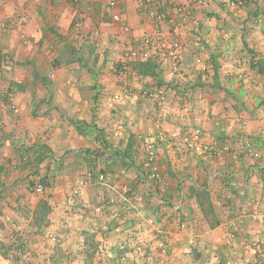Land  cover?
<instances>
[{
  "label": "crops",
  "instance_id": "0c3cea01",
  "mask_svg": "<svg viewBox=\"0 0 264 264\" xmlns=\"http://www.w3.org/2000/svg\"><path fill=\"white\" fill-rule=\"evenodd\" d=\"M110 1L127 32L110 20ZM222 7L217 0H0V247L29 240L30 230H57L55 214L71 216L75 207L79 220L71 218L64 226L70 231L59 235L70 254L79 252L74 262L89 264L91 242L99 251L111 246L106 262H130L139 249L117 254L123 239L110 235L119 227L134 230L150 251L164 241L163 264H264V124L240 127L246 95L238 89L231 96L232 65L237 52L247 57V40L243 26L217 25L228 20ZM151 34L159 47L181 45L179 71L153 50L158 78L138 75V61L123 68L126 47ZM109 121L121 126L117 135ZM156 125L164 133L200 128L205 141L228 151L205 161L157 139L149 165L142 140ZM153 168L165 182L160 196L141 178ZM124 187L142 195L127 217L116 194ZM202 189L219 222L212 229L195 200ZM98 209L108 212L106 226L103 216L88 220ZM104 229L108 236L99 238Z\"/></svg>",
  "mask_w": 264,
  "mask_h": 264
},
{
  "label": "rangeland",
  "instance_id": "374dc122",
  "mask_svg": "<svg viewBox=\"0 0 264 264\" xmlns=\"http://www.w3.org/2000/svg\"><path fill=\"white\" fill-rule=\"evenodd\" d=\"M218 4L220 5V3ZM222 8H223L222 10H225L223 12H225L224 14L227 16L226 18H228V20L226 21L224 19L222 24L218 22L217 25H220L222 28H227L232 31H234L235 29L241 30L240 28L241 26H243L242 37L244 34L247 40L244 42H246L247 46L250 49H252L254 52H256L259 56L261 55L264 57V0H250L248 1L247 5L243 6L242 4H240L234 7L233 9H226L225 7ZM254 12L257 13L258 17H255L253 15ZM233 39L234 37H229L227 40L231 42L233 41ZM244 53L247 55V57L240 56L238 52L236 53V58H235L236 63H233L231 58H228L227 60L231 62V65L233 63L232 66H234L235 64L234 72L237 73L233 75V77H235L237 81L236 82L234 81L236 87H234L233 89L231 88L232 91L231 96H235L236 94L234 93L238 89H240L243 92V94L245 93L246 95L245 101L241 103L242 109H244L243 111L246 114H244L245 116L240 119V123H239L240 127L243 128L248 125L261 127L259 125L262 123L263 126L264 124V78L259 76L255 72V70L250 69L249 67L250 56L249 54H247L246 51ZM229 56H231V54ZM238 76H240V79L237 78ZM236 119H231V121L232 120L234 121ZM247 122H250V124H247ZM73 195H76V193H73ZM71 211H72L71 216L67 214V211H65L66 213L63 212L64 214L62 213V211L60 215L55 214L56 222H57L56 224L59 225V228L57 230L56 229L48 230L47 228H45L44 231L39 233L38 231L30 230L27 233L29 240L26 241L25 239L19 237V239L16 242H13L14 247L13 248L11 247L8 251L7 249H5L6 247L4 245L3 247L1 246L0 253L6 254V258H4L6 261L3 264H72V263L82 264L79 261L74 262V260L71 259L73 258L72 256L75 257L76 255H79V252L73 251V253L70 254L68 251V246L65 244L63 245V243L61 242V240L63 241V239L59 236V235L62 236L63 233L64 232L66 233L67 230L70 231V229L66 230L64 226L67 225L70 220H72L71 218H74L75 216L76 220H79V218L76 216H78L80 213L76 210V208L72 207ZM106 212L107 211L103 212L102 210L98 209L95 211V214H93L92 212L91 214L87 213L86 215L89 218L88 220L101 222V220L105 218L108 219L110 218L107 215L108 212L107 213ZM105 214L107 215V217L104 216ZM131 214L132 212L130 214L123 213L122 216L127 217L128 215ZM96 215L101 217L103 216V219H101V217H97ZM144 218H145L144 219L145 223L147 222L150 225L152 224L151 218H149L148 216ZM134 219H129V220L132 221ZM108 223H110V219L108 222L106 221L104 225L106 226ZM106 230L107 229H104L102 231L104 233L100 231L97 233L99 235V238L100 237L102 238L103 237L102 235L108 236ZM127 231L128 230H125V231H121L119 234L114 233V235L112 234L110 235L111 238L115 236V240L117 239L116 236H120L123 240L124 239L129 240L128 247H125L123 250H121L119 246L116 245L117 247L115 249L118 255L127 254L129 252H133V250L137 251V249H139L140 252L137 251V254L141 256L140 258H142V261L144 256L150 255L152 256V264H163L164 259L162 257L164 258L166 257L167 249H168L167 248L168 245L164 241H160L159 239L156 245L154 246V250L150 251L149 246H147L146 240H144L143 237L141 238V241L140 240L136 241L137 238H135V234L132 233L134 232V230L130 234H128ZM94 232H96V230H92L88 232L90 237H92L93 239L95 238V236H97V234ZM135 233H137V231H135ZM131 244H133V246ZM98 247L96 245L94 246L93 242H91L87 247L88 252L87 254L84 255L89 256L92 254V257L90 256L91 258L89 260V264H111V262L105 261V258H108L107 256H109V253L107 252H110L109 249H111V246H108V248L102 247L100 251ZM162 250H165L163 254H162ZM112 264H118V263H112ZM119 264H130V262H127V260L124 259V261H122V263L120 262ZM139 264H144V263L139 262ZM216 264H220V262ZM228 264L230 263L228 262Z\"/></svg>",
  "mask_w": 264,
  "mask_h": 264
},
{
  "label": "built area",
  "instance_id": "2783aa9c",
  "mask_svg": "<svg viewBox=\"0 0 264 264\" xmlns=\"http://www.w3.org/2000/svg\"><path fill=\"white\" fill-rule=\"evenodd\" d=\"M218 3L222 4L223 7L226 9H233L234 7L242 4L241 0H217ZM145 3L149 4L150 0H144ZM116 7L115 1H110L107 4V13L110 17V20L115 23L119 24L123 31L127 32L128 28L125 25V21L120 15V13H117L114 11ZM162 16L157 15V20H162ZM159 41V35L158 34H151L148 36H144L138 46L136 48H133L131 45L126 47V55L125 60L123 63V68L126 69L127 62L128 61H144L146 59H149L151 56L149 55V51L153 50L154 54L153 56L157 58H161L164 62L166 59L169 60L173 70L179 71L180 69V56L179 51L181 50V45L179 43H174L168 48L159 47L157 45ZM150 98L155 99L154 104L158 107L159 111L165 114V104L162 102V100L158 97L154 96V93L149 94ZM11 109H15L14 106L10 107ZM109 125H111L114 129L115 135H117L120 130L121 126H116L114 122L109 121ZM157 139H163L167 143V145L170 147V149L175 154H192L197 157H199L202 160L210 161L214 160L216 157H218L221 152H227L228 147L223 146L219 148L217 144L214 142H207L204 140L203 133L200 128H192L191 130L187 131H179V130H173L169 132H162L160 126H155L154 131H152L150 134L145 136L142 140V147L144 150V156L145 160L149 165H152L157 160ZM141 178L146 180V182H154L157 186L158 195H161V192L164 190L165 182L160 174V172L153 168V170L148 173L146 176L142 175ZM98 181L101 184H105V179L103 176H99ZM144 183V181H143ZM36 193H42V187L37 186L35 188ZM118 202L121 205V209L124 213L130 214L131 212H134L137 210L138 205L142 203V195L136 193L133 191L130 187H124L122 189H119L117 192ZM152 221V220H151ZM153 222V221H152ZM151 222V223H152ZM113 232L115 234H119L121 232L119 227H114ZM129 240H123L118 246L121 250H123L125 247H128ZM165 252V250H162V254ZM137 256L139 254L131 255L130 258V264H137ZM143 257V256H142ZM143 263L144 264H152V256L146 255L143 257Z\"/></svg>",
  "mask_w": 264,
  "mask_h": 264
},
{
  "label": "trees",
  "instance_id": "16d2710c",
  "mask_svg": "<svg viewBox=\"0 0 264 264\" xmlns=\"http://www.w3.org/2000/svg\"><path fill=\"white\" fill-rule=\"evenodd\" d=\"M244 5L248 4V1L250 0H241ZM222 5V4H220ZM253 15L255 17L257 16V13L254 12ZM216 17V16H214ZM242 46L245 49V51L247 52V54H249V67L252 70H255V72L264 78V57L263 56H259L256 52H254L252 49H250L246 42L242 41ZM136 62V61H135ZM133 68L136 69L138 75L140 76H147V77H151V78H158V73L156 72V65L154 64V61H152L150 58L146 59L144 61H138V63H135V65H133ZM94 165H92V169H93ZM195 200L197 203V206L202 214L203 219L207 222L209 228H214L216 227L219 222L217 221V219L215 218V213H214V209H213V205L210 201V196L209 193L206 191V189H202L201 191L195 193ZM40 212V210H39ZM45 212V211H44ZM43 212V213H44ZM47 213V211L45 212ZM7 249V251L12 247H14V243H12L9 246H5ZM4 251V250H3ZM2 252V251H1ZM2 256L4 258H6V254L2 253Z\"/></svg>",
  "mask_w": 264,
  "mask_h": 264
}]
</instances>
